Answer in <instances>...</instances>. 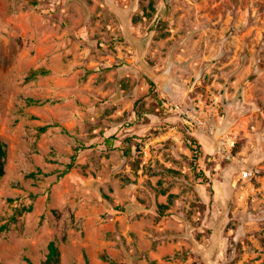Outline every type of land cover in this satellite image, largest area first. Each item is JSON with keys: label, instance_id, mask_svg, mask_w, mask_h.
I'll return each mask as SVG.
<instances>
[{"label": "rangeland", "instance_id": "obj_1", "mask_svg": "<svg viewBox=\"0 0 264 264\" xmlns=\"http://www.w3.org/2000/svg\"><path fill=\"white\" fill-rule=\"evenodd\" d=\"M0 139V264H264V0H0Z\"/></svg>", "mask_w": 264, "mask_h": 264}, {"label": "built area", "instance_id": "obj_2", "mask_svg": "<svg viewBox=\"0 0 264 264\" xmlns=\"http://www.w3.org/2000/svg\"><path fill=\"white\" fill-rule=\"evenodd\" d=\"M174 112L178 114V117L182 119L186 126H195L196 128L204 131L212 139L214 138L216 155L222 161H232L235 163V166L239 171L238 177L240 180L250 181L259 172V170L248 165L246 159L237 157L233 153L235 140L231 136L223 133L216 136L217 132L215 127L207 123V120L200 115L201 112L199 110H190L188 108L183 109L179 106H174Z\"/></svg>", "mask_w": 264, "mask_h": 264}, {"label": "trees", "instance_id": "obj_3", "mask_svg": "<svg viewBox=\"0 0 264 264\" xmlns=\"http://www.w3.org/2000/svg\"><path fill=\"white\" fill-rule=\"evenodd\" d=\"M42 130H44V129H42ZM111 140H112V137L105 139V142H106V144H108V146H110L109 144L111 143ZM191 142L193 143L194 158L196 160L199 158V156L201 154L200 144L193 137L191 138ZM83 149H85L84 145H79L75 148L74 153L71 155L70 163L67 166V170H69L70 168L73 167L75 160L77 158L78 152L83 150ZM6 157H7L6 143L2 139H0V179L4 175V165H5ZM67 170L65 172H67ZM62 174L63 173H61V175ZM23 210L28 211V210H30V207L23 209ZM20 213H21V211H19L18 214H20ZM11 220H15L14 215L11 217ZM1 228H4V226ZM43 264H61L60 252H59L58 246L53 241H51L47 246V253L45 255V259L43 261Z\"/></svg>", "mask_w": 264, "mask_h": 264}, {"label": "bare ground", "instance_id": "obj_4", "mask_svg": "<svg viewBox=\"0 0 264 264\" xmlns=\"http://www.w3.org/2000/svg\"><path fill=\"white\" fill-rule=\"evenodd\" d=\"M218 135H219V132H217L216 136H218Z\"/></svg>", "mask_w": 264, "mask_h": 264}]
</instances>
